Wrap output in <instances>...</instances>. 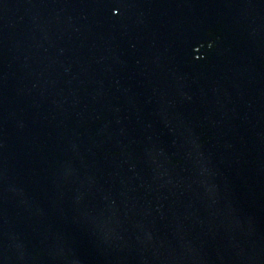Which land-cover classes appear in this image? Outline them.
Returning <instances> with one entry per match:
<instances>
[{
	"label": "water",
	"instance_id": "water-1",
	"mask_svg": "<svg viewBox=\"0 0 264 264\" xmlns=\"http://www.w3.org/2000/svg\"><path fill=\"white\" fill-rule=\"evenodd\" d=\"M0 264H264V0H0Z\"/></svg>",
	"mask_w": 264,
	"mask_h": 264
}]
</instances>
